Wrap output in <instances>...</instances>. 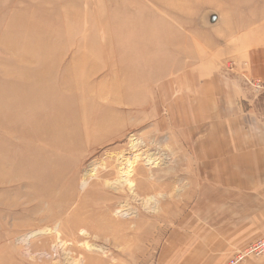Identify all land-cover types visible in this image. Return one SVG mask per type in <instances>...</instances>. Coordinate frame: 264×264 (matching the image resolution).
Wrapping results in <instances>:
<instances>
[{"label":"rangeland","instance_id":"374dc122","mask_svg":"<svg viewBox=\"0 0 264 264\" xmlns=\"http://www.w3.org/2000/svg\"><path fill=\"white\" fill-rule=\"evenodd\" d=\"M258 35L264 0H0V264H155L194 226L210 120L264 103Z\"/></svg>","mask_w":264,"mask_h":264},{"label":"crops","instance_id":"0c3cea01","mask_svg":"<svg viewBox=\"0 0 264 264\" xmlns=\"http://www.w3.org/2000/svg\"><path fill=\"white\" fill-rule=\"evenodd\" d=\"M263 39L254 37L243 58L253 77L264 81ZM245 110L229 111L226 122L219 112L208 134L196 141V158L205 162L204 183L189 216L194 226L175 232L155 264H225L264 235V103L254 100ZM242 264H264V255Z\"/></svg>","mask_w":264,"mask_h":264},{"label":"bare ground","instance_id":"6f19581e","mask_svg":"<svg viewBox=\"0 0 264 264\" xmlns=\"http://www.w3.org/2000/svg\"><path fill=\"white\" fill-rule=\"evenodd\" d=\"M177 79V78H176ZM189 113V112H188ZM189 115V114H188ZM190 134V130H188V132H187V136ZM141 145H142V143L139 141V140H135V139H133V138H131L130 139V141H129V144H128V146H129V148H128V153L126 152V153H117L118 155H117V157H118V161H119V163H120V165H121V163H123L124 164V162L126 161L127 162V166H126V168L128 169L126 172L125 171H123L125 168H121V169H119V170H121L120 172H121V177H123V178H125L124 180H122V183H125V184H127V186H128V188H129V190H128V192L130 191V192H132V194H134V196H136V193H134V189L132 188L133 187V181H131L130 180V178L133 176L132 175V173H131V167H132V164H134L135 162V160L133 161V163H129V160H127L128 158H127V155H129V156H131V157H135V158H139L140 156H134V154L135 153H137L138 151H139V148L141 147ZM127 151V150H126ZM128 156V157H129ZM134 159V158H133ZM157 160V159H156ZM94 162V161H93ZM137 162V161H136ZM144 163H145V166L147 167H152V166H155L156 164H154V158H153V156H151V155H145V157H144V161H143ZM94 165V164H93ZM93 165H90L89 167L90 168H92L93 167ZM95 167V166H94ZM122 167V166H121ZM125 167V166H124ZM118 169V168H117ZM123 169V170H122ZM91 173H93V169H89V170H87V171H85L84 172V176H83V178H84V181H86L87 179H89L90 177H92L91 176ZM93 175V174H92ZM83 182V181H82ZM115 182V181H114ZM106 183V182H105ZM110 183V182H109ZM143 185L145 186V184L143 183ZM143 185L142 186H138L139 188L140 187H143ZM108 188H112V189H114V191L115 190H118V187H115L113 184H107L106 185ZM123 188V187H122ZM127 188V187H126ZM125 188V189H126ZM122 190V189H121ZM135 190H137V188L135 189ZM148 201H151V202H153L154 201V197H149V200ZM155 202V201H154ZM124 205V204H123ZM124 207V206H123ZM133 213V212H132ZM128 214H130V213H128ZM40 232V231H39ZM30 238V237H29ZM19 240V239H18ZM26 240V239H25ZM28 240V239H27ZM20 241V240H19ZM27 243V242H26ZM92 248V250H93V247H91ZM90 249V248H89Z\"/></svg>","mask_w":264,"mask_h":264},{"label":"built area","instance_id":"2783aa9c","mask_svg":"<svg viewBox=\"0 0 264 264\" xmlns=\"http://www.w3.org/2000/svg\"><path fill=\"white\" fill-rule=\"evenodd\" d=\"M264 255V235L252 243L234 253L226 264H242L251 258H258Z\"/></svg>","mask_w":264,"mask_h":264}]
</instances>
